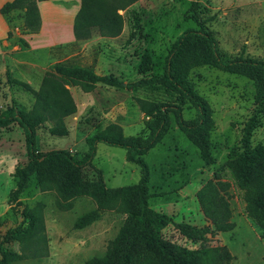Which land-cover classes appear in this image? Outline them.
<instances>
[{"label":"rangeland","instance_id":"obj_1","mask_svg":"<svg viewBox=\"0 0 264 264\" xmlns=\"http://www.w3.org/2000/svg\"><path fill=\"white\" fill-rule=\"evenodd\" d=\"M6 1L10 0H0V8ZM192 1L136 0L117 10L123 17L119 33L104 36L93 27L88 37L80 39L73 38L71 26L81 0H36L40 25L35 32H29L24 23L27 3L6 14L0 10V110L6 106L31 109L43 76L60 61L92 65L98 73H113L124 81L161 74L172 42L185 29L198 27L189 17ZM198 9L212 17L207 25L225 54L264 59V0H199ZM188 78L210 107L213 161L204 162L170 112L168 132L144 154L150 167L149 205L176 221L209 224L195 193L205 180L218 175L229 183L225 195L234 226L208 234V243L225 244L233 255L229 264H264L262 230L247 214L244 191L227 163L241 150L243 126L253 115L256 123L251 143H264V112L256 110L253 82L245 75L210 64L192 68ZM66 86L76 106L63 118L67 131L54 133L52 120L41 121L35 128L38 151L66 149L83 154L89 148L87 138L112 122L120 124L127 135L145 134L150 118L138 98L178 102L176 94L160 84L127 89L98 83L90 91L78 85ZM181 108L186 119L197 114L188 102ZM125 155L122 146L96 142L91 163L101 169L107 186L138 181L139 168ZM26 161L23 128L17 121L0 127V252L7 249L18 254L10 264H87L91 257L103 255L126 214L104 210L78 226L77 219L95 208V200L88 195L63 200L54 188L40 189L34 177L16 203L10 199L15 186L13 171ZM87 171L93 176L90 167ZM195 185L199 187L193 193ZM161 202L165 204L158 208L156 203ZM164 234L189 248L198 245L172 224Z\"/></svg>","mask_w":264,"mask_h":264},{"label":"trees","instance_id":"obj_2","mask_svg":"<svg viewBox=\"0 0 264 264\" xmlns=\"http://www.w3.org/2000/svg\"><path fill=\"white\" fill-rule=\"evenodd\" d=\"M135 1L81 0L73 20L75 37H88L93 27L104 36L119 33L123 17L117 10ZM23 2L27 3L24 23L29 32H35L40 25L36 0L6 1L0 10L6 14ZM198 6L199 0H193L189 15L198 27L185 29L172 42L161 74L124 81L113 73L99 74L92 65L60 61L43 76L39 88L34 92L35 102L31 109L6 106L0 110V127L17 121L23 128L27 150V161L18 164L13 171L15 186L10 191L11 200L20 202V195L34 177L40 189L54 188L63 200L79 195H88L95 200V208L77 219L78 226L92 221L104 210L114 209L126 214L105 253L91 257L87 264H229L233 259L225 244L208 243V234L230 230L234 226L225 195L229 183L218 175L205 180L195 193L209 224L199 226L188 221H176L172 215L153 208L148 202L150 167L144 154L162 141L168 132L170 112L177 126L198 148L204 162L210 164L213 161L209 135L212 123L210 107L188 78L192 68L210 64L247 76L254 85V99L258 104L256 110L264 112V59L225 54L207 25L212 17L204 16ZM98 83L127 89L160 84L167 92L175 93L178 102H153L138 98L141 109L150 118L146 121L148 130L145 134L127 135L120 124L112 122L87 138L89 148L83 154L71 153L66 149L38 151L35 128L41 121L52 120L51 131L54 133L67 131L63 118L73 113L76 106L66 84L78 85L90 91ZM184 102L195 108V117L186 119L182 116L181 104ZM255 123V115L245 122L241 150L227 163L233 169L237 185L244 191L245 210L255 220L264 237V143H251ZM97 141L124 147L126 159L139 168L138 181L123 186H107L101 169L91 163ZM87 167H90L93 176L89 175ZM170 224L187 240L198 245L189 248L168 239L164 231ZM0 253V264H10L18 257L16 252L7 249Z\"/></svg>","mask_w":264,"mask_h":264},{"label":"crops","instance_id":"obj_3","mask_svg":"<svg viewBox=\"0 0 264 264\" xmlns=\"http://www.w3.org/2000/svg\"><path fill=\"white\" fill-rule=\"evenodd\" d=\"M0 25L3 27V25H2V23H0ZM71 35L73 36V38H74V33H73V28H72V26H71ZM97 72V71H96ZM98 73V72H97ZM99 74H103V73H99ZM150 187V190H151V186H149ZM199 187V185H195V188H194V190H193V193L196 191V189ZM148 201H149V203H150V201H151V197L148 199ZM166 203H167V201H166ZM160 204H162V205H164L165 204V202H161V203H156V206H158V208H160L161 206H159ZM151 205V204H150ZM152 207H154L153 205H151ZM155 208V207H154ZM156 209V208H155Z\"/></svg>","mask_w":264,"mask_h":264}]
</instances>
